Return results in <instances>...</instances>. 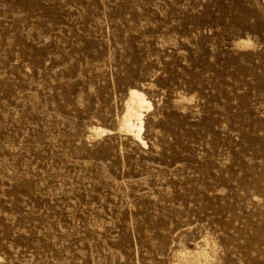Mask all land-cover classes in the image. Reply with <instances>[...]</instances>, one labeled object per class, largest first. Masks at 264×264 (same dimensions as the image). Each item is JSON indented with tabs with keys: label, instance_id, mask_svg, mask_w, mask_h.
I'll return each instance as SVG.
<instances>
[{
	"label": "rangeland",
	"instance_id": "obj_1",
	"mask_svg": "<svg viewBox=\"0 0 264 264\" xmlns=\"http://www.w3.org/2000/svg\"><path fill=\"white\" fill-rule=\"evenodd\" d=\"M0 189V264H264V0H0Z\"/></svg>",
	"mask_w": 264,
	"mask_h": 264
},
{
	"label": "bare ground",
	"instance_id": "obj_2",
	"mask_svg": "<svg viewBox=\"0 0 264 264\" xmlns=\"http://www.w3.org/2000/svg\"><path fill=\"white\" fill-rule=\"evenodd\" d=\"M250 40H241L240 47H252L254 44ZM124 105V110L117 119L119 122V132L121 134L133 136L136 141H139L141 144L145 145L146 142L142 137V130L145 126L144 113L152 106L150 100L141 89L131 88L125 99ZM91 131L92 136L90 138L99 137L105 133V130L99 128V126L98 128H93ZM180 247L181 248H178L179 250L175 253L181 264H209L215 257V250L213 247H211L210 241L208 240H206L204 244L197 242L192 248L182 246Z\"/></svg>",
	"mask_w": 264,
	"mask_h": 264
}]
</instances>
